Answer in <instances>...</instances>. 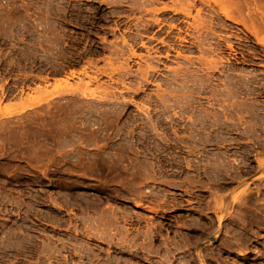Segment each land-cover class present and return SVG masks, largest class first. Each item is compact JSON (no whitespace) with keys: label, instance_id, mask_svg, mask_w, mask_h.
<instances>
[{"label":"rangeland","instance_id":"1","mask_svg":"<svg viewBox=\"0 0 264 264\" xmlns=\"http://www.w3.org/2000/svg\"><path fill=\"white\" fill-rule=\"evenodd\" d=\"M189 1L0 0V264H264V0Z\"/></svg>","mask_w":264,"mask_h":264},{"label":"bare ground","instance_id":"2","mask_svg":"<svg viewBox=\"0 0 264 264\" xmlns=\"http://www.w3.org/2000/svg\"><path fill=\"white\" fill-rule=\"evenodd\" d=\"M191 4H192V2H193V0H192V2L191 1H189ZM195 3V2H194ZM226 12V11H225ZM230 15V14H229ZM264 92V91H263ZM53 95V93H49V94H47V95H45L44 97H42V98H40L39 100H37V101H34V102H25V103H23V105L18 109V111H22V110H25L27 107H31V106H33L35 103H37V102H40V101H42V100H44V99H47L48 97H51Z\"/></svg>","mask_w":264,"mask_h":264}]
</instances>
